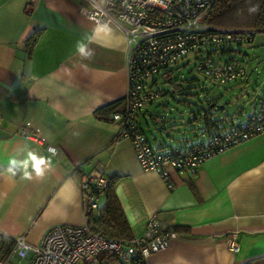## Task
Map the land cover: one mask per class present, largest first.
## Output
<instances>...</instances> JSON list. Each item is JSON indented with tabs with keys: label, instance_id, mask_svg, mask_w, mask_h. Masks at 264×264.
Returning a JSON list of instances; mask_svg holds the SVG:
<instances>
[{
	"label": "crops",
	"instance_id": "1",
	"mask_svg": "<svg viewBox=\"0 0 264 264\" xmlns=\"http://www.w3.org/2000/svg\"><path fill=\"white\" fill-rule=\"evenodd\" d=\"M82 5L0 0V234L22 235L34 246L51 226L86 225L79 180L100 164L116 178L114 193L133 236L152 215L177 234L145 264H264V132L194 173L171 170V188L142 170L112 119L125 108L124 34L117 23L87 19ZM251 103L250 112L257 108ZM223 117L224 124L233 120ZM25 123L45 141L17 133ZM232 231L237 252L224 241Z\"/></svg>",
	"mask_w": 264,
	"mask_h": 264
},
{
	"label": "built area",
	"instance_id": "2",
	"mask_svg": "<svg viewBox=\"0 0 264 264\" xmlns=\"http://www.w3.org/2000/svg\"><path fill=\"white\" fill-rule=\"evenodd\" d=\"M214 0H84L80 13L96 24L117 23L126 40L127 92L123 111H114L112 119L120 126V137L130 141L136 160L144 171L163 178L167 186L171 170L194 173L208 158L264 132V97H256L257 108L240 121L231 120L204 140L177 148L160 150L145 135L147 115L156 124L163 123L152 115V107L162 93L156 87L160 78L169 80V66L191 56L197 58L196 70L218 86L246 81L247 72L241 60L225 57L233 46H252L255 29L214 26L205 21ZM253 100V101H254ZM144 121L145 126L142 124ZM25 123L17 133L44 142V138L27 130ZM38 130L36 129V132ZM55 154V148L48 146ZM108 184L100 164L81 174L86 217L95 211L101 197L98 191ZM177 236L172 226L152 215L144 232L132 238H114L83 226L55 225L48 228L39 244H28L24 236L13 238L8 251L7 240L0 242V264H123L134 256L145 262L153 252L165 249ZM228 248L239 250L238 232L224 235Z\"/></svg>",
	"mask_w": 264,
	"mask_h": 264
},
{
	"label": "rangeland",
	"instance_id": "3",
	"mask_svg": "<svg viewBox=\"0 0 264 264\" xmlns=\"http://www.w3.org/2000/svg\"><path fill=\"white\" fill-rule=\"evenodd\" d=\"M225 57L245 64L246 81L218 86L196 70L197 58L191 56L169 66V80L160 78L157 82L162 95L151 112L166 121L156 124L147 116L148 127L144 128L152 145L164 150L204 140L208 133L206 118L217 120L229 115L233 121H240L251 111V102L258 96L264 97V33L255 36L252 46H233ZM211 102L223 108L209 107ZM241 109L244 114L238 112ZM142 124L146 125L143 120Z\"/></svg>",
	"mask_w": 264,
	"mask_h": 264
},
{
	"label": "trees",
	"instance_id": "4",
	"mask_svg": "<svg viewBox=\"0 0 264 264\" xmlns=\"http://www.w3.org/2000/svg\"><path fill=\"white\" fill-rule=\"evenodd\" d=\"M205 21L214 26L264 31V0H214L205 16ZM34 41V35L27 39L28 51H30ZM172 83L175 84L174 81ZM211 103H213L212 107L217 106L215 102ZM210 104L209 107H211ZM104 108H106L107 113L114 111L113 105ZM224 119L226 118L221 117L217 120H207L206 118L205 131L208 132L206 135L213 133L217 128L228 126L232 120L230 119L229 123L224 124ZM165 121L163 119V123ZM107 176V186L97 192L101 197L100 205L95 211H90L87 215V225L93 231H98L108 237L132 238L130 227L114 193L113 187L116 178L109 174ZM3 240L8 242L3 251H8L13 244V238L0 234V242ZM123 264H145V262L139 256H134L129 263Z\"/></svg>",
	"mask_w": 264,
	"mask_h": 264
},
{
	"label": "water",
	"instance_id": "5",
	"mask_svg": "<svg viewBox=\"0 0 264 264\" xmlns=\"http://www.w3.org/2000/svg\"><path fill=\"white\" fill-rule=\"evenodd\" d=\"M210 106L212 107L213 106V103L210 104ZM216 108H223V106H216Z\"/></svg>",
	"mask_w": 264,
	"mask_h": 264
}]
</instances>
